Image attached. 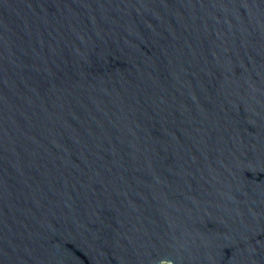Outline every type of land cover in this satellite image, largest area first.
Returning a JSON list of instances; mask_svg holds the SVG:
<instances>
[{"label":"water","instance_id":"1","mask_svg":"<svg viewBox=\"0 0 264 264\" xmlns=\"http://www.w3.org/2000/svg\"><path fill=\"white\" fill-rule=\"evenodd\" d=\"M0 264H264V0H0Z\"/></svg>","mask_w":264,"mask_h":264}]
</instances>
